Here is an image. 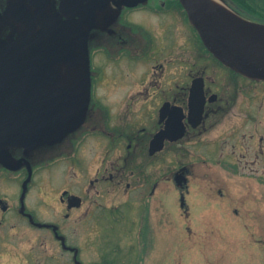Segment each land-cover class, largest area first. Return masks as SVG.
I'll list each match as a JSON object with an SVG mask.
<instances>
[{
  "label": "rangeland",
  "instance_id": "rangeland-1",
  "mask_svg": "<svg viewBox=\"0 0 264 264\" xmlns=\"http://www.w3.org/2000/svg\"><path fill=\"white\" fill-rule=\"evenodd\" d=\"M101 63L105 71L98 83L96 95L109 103L115 114L129 106L130 111L124 113V121L128 126L149 127L157 124L156 110L158 112L159 106L167 98L173 100L176 97L182 101L187 89L179 92L175 85L188 83L190 76L204 74L206 88L220 95L221 102L211 105L210 116L201 134L191 132L173 145L168 143L165 149L154 157L144 152L129 154L130 162L154 163L160 178L168 168L176 170L180 165H190L192 170L194 169L189 179L190 192L186 197L191 211L192 230L183 228L178 218L180 215L177 213L181 208L174 185L162 182L157 193V199L161 202L158 201V217L160 212L166 211L170 221L167 225L158 226L157 244L153 247L152 258L163 264H175L177 260L184 263L186 259L192 261L209 255H223L222 258H244L249 264H263L264 242L261 232L257 231V220H254L253 237L242 229L235 232L229 231V228L219 231L220 224L231 226L234 221H245L229 212L230 209L218 207L217 204L223 199L216 188L212 190L210 186L211 180H219L220 185L224 184L230 194L233 178L246 179L251 165L255 170L262 168L264 161L258 153L264 147V82H253L243 76L232 79L228 69L222 68L209 58L198 60L193 52L181 57L156 51L139 64H112L104 60ZM160 63L163 66H160ZM231 96L235 101L231 106L228 105V112L213 111L214 108L227 106ZM107 148V140L89 138L82 148L84 166L75 168L73 162L66 159L44 167L35 174L27 193L28 209L35 210L40 222L53 224L57 221L58 227L66 239L68 238L67 242L80 247L79 258L83 264L101 256L97 242L91 241L97 237L100 226L96 223L91 225L88 210H97V203L118 204L128 200L133 205L131 210L136 212L146 188L142 186L129 192L126 183L130 177L119 185L114 180L103 177L94 184L90 181L96 175L102 176L103 173L112 172L100 170L104 167L103 163L109 164L108 167L111 168L110 164L121 163L124 156L128 155L125 145L116 150ZM41 150L42 152H37V160H40V155L42 160L49 152H54L53 149ZM222 163L235 166L222 170ZM206 173H210V176H205ZM66 188L81 190L86 199L84 207L69 216H66V204L60 201V195ZM237 189L238 194L244 190L241 186H237ZM21 190L22 181L19 176H14L12 184L0 180V195L9 197L14 205ZM97 191H100V194ZM205 221L208 224H204ZM116 237L117 242L125 249L134 241V233L127 232L124 226L123 233L119 236L117 231L107 228L98 237L99 244L103 246L101 250L105 251L106 246ZM208 244L222 250H215ZM128 257L130 260L133 258L129 255ZM0 264L77 263L73 259V253L62 247L51 228L33 227L22 217L9 214L6 227L0 228Z\"/></svg>",
  "mask_w": 264,
  "mask_h": 264
},
{
  "label": "flooded vegetation",
  "instance_id": "flooded-vegetation-1",
  "mask_svg": "<svg viewBox=\"0 0 264 264\" xmlns=\"http://www.w3.org/2000/svg\"><path fill=\"white\" fill-rule=\"evenodd\" d=\"M218 1L246 19L264 23V0ZM62 25H72L77 30L82 29L87 34L88 59L91 70L89 100L85 104L80 103L77 93L75 94V99L71 100L72 105L84 104L86 106L84 121L60 142L43 146L47 150L52 148L54 152L53 155L49 152L42 161L48 163V159L54 158L56 164L69 159L75 168L82 167L85 165L82 148L91 137L107 140V147L111 150H116L119 146L125 145V151L128 155L124 156V161L110 164L111 168L108 167L109 164L103 163L102 166L104 167L100 170L112 172L110 174L103 173L102 176L96 175L90 181L94 184L95 181L100 180V177H103L114 180L119 185L127 177H130V180L133 178L132 181L129 180L126 183L129 192H133L142 186H146V188L140 198L139 210L136 212L131 210L133 205L128 200L118 204L101 202L97 203L99 206L97 210H88L87 214L90 215L91 225L96 223L100 226L97 237L94 239L91 236L90 238H92L91 241L97 242L101 252V256L97 260L88 264H163L161 261L152 258V250L157 244L158 226L167 225L170 217L166 211L160 212V217H158L159 199H157V193L162 182L167 185L168 183L174 185V189L178 192L181 208L177 213L180 215L178 218L181 220L182 227L191 231V211L186 197L190 192L189 179L192 177L194 169L192 170L191 166L187 165L185 170L188 176L187 183L184 187H180L175 181V176L178 169L183 165H180L176 170L166 169L160 178L154 163L130 162L129 154L144 152L148 153L150 157L156 156L158 153L153 155L150 153L151 140L166 127L167 123L173 126L174 119L179 117H182V122L185 125L184 137L191 132L201 134L210 116L211 105L221 102L220 95L206 88L204 74L199 73L193 77L190 76L188 83L175 85L179 92L187 89V92L184 93V99L179 101L176 97L173 100L167 98L159 106L158 112L156 110L157 124L155 123V128L153 125L149 127L146 125L128 126L124 121V113L127 114L130 111L129 106L122 112L115 114L112 106L96 95L98 83L102 80L105 71L101 61L104 60L106 63L112 64L120 62L139 64L149 58L152 53L159 51L162 54L171 53L181 57H186L188 52H193L197 55L198 60L209 58L219 66L221 64L209 52L207 53L206 47L198 31L191 23L189 14L181 0H0V40L18 39L19 34L29 27L33 28V32H36L44 28L58 29ZM183 38L185 41L182 40ZM160 66L163 64L160 63ZM58 69L61 72L62 85L69 89L73 88L79 81L80 75L84 76L85 73L84 65L73 66L69 63H62ZM224 69L227 70V68ZM228 70L232 79L238 78V75L232 73L230 69ZM202 79L206 98L204 112L200 122L194 125L195 118L191 117V111H195L198 107L195 110L192 109L190 98L192 89L195 86L196 89H199L198 84L194 86V81L202 82ZM233 83L235 86V82ZM214 95L216 99L211 100ZM234 101L235 98L231 96L227 101V106L214 108L213 111L228 112V105L231 106ZM164 105H167V108L165 110L166 117L163 119L161 118V109ZM152 120H155L154 115ZM262 141L264 142L263 138ZM168 143L173 145L175 142L166 141L165 147ZM15 154H17L18 159L26 157L20 150L16 151ZM258 155L264 161V147L260 149ZM39 157L41 159V155ZM24 166L19 171H13L0 161V180L12 184L14 176H19L23 185L28 175L27 165ZM234 166L233 164H220L222 170L232 169ZM209 174L206 173L205 176H210ZM231 181L233 189L230 188V194H228V189L225 188L224 184L220 185L219 180H211L210 189L216 188L220 198L223 199L217 204L218 207L230 209L229 212L245 223L234 221L231 226H226V223L220 224L219 231L229 228V231L235 232L237 229H242L249 233L247 235L253 237L255 235L253 225L256 219L257 231L261 232V238L264 242V162L262 168H257V170L251 165L246 179L233 178ZM239 182L242 183L239 184ZM237 186L244 189L241 191L242 194H238ZM97 193L100 194V191ZM183 195L186 199L185 206L181 204ZM27 196L23 197L20 194L16 205H14L9 197L0 195V228L6 227V219L9 214H15L18 218L22 217L33 227L51 228L62 247L73 253L75 263L83 264L79 258L80 247L67 242L68 238L66 239L65 234L58 227L57 221L53 224L52 222H40L35 210L28 209ZM60 201L66 204V216H69V214L82 209L86 199L81 190L66 188L60 195ZM203 223L208 224L206 221ZM123 226L127 232L134 233V241L125 249L120 242H117L116 237L112 243L106 246L108 250L106 248L105 251L101 250L103 246L98 242L100 233L110 228L114 232L117 231V236H119L123 233ZM262 244L264 245V243ZM208 246H212L218 251L222 250L213 244H208ZM123 253L126 255L124 256ZM128 255L133 256V258L130 260ZM221 256L223 255L217 257L209 255L192 261L186 259L184 263L182 260H177L175 264H249V261L244 258H222Z\"/></svg>",
  "mask_w": 264,
  "mask_h": 264
},
{
  "label": "water",
  "instance_id": "water-1",
  "mask_svg": "<svg viewBox=\"0 0 264 264\" xmlns=\"http://www.w3.org/2000/svg\"><path fill=\"white\" fill-rule=\"evenodd\" d=\"M182 3L205 45L220 61L248 78L264 80V23L245 19L213 0ZM17 38L0 40V161L10 169L26 164L31 177V162L26 157L15 159L9 149L21 147L28 155L37 148L60 142L84 121L90 88L88 37L82 29L62 25L36 32L29 27ZM62 63L85 66L84 76L80 75L71 89L62 85L58 69ZM194 86L191 107L198 109L191 111V117L197 125L205 105L203 79L194 81ZM76 93L83 105H72ZM166 108L164 105L161 109L163 119ZM172 124L151 140V154L161 150L166 139L176 141L185 134L182 117ZM185 169L175 176L180 187L187 183ZM181 203L185 205L184 195Z\"/></svg>",
  "mask_w": 264,
  "mask_h": 264
},
{
  "label": "bare ground",
  "instance_id": "bare-ground-1",
  "mask_svg": "<svg viewBox=\"0 0 264 264\" xmlns=\"http://www.w3.org/2000/svg\"><path fill=\"white\" fill-rule=\"evenodd\" d=\"M216 5H221V3L218 0H213Z\"/></svg>",
  "mask_w": 264,
  "mask_h": 264
},
{
  "label": "trees",
  "instance_id": "trees-1",
  "mask_svg": "<svg viewBox=\"0 0 264 264\" xmlns=\"http://www.w3.org/2000/svg\"><path fill=\"white\" fill-rule=\"evenodd\" d=\"M207 53H208V50L206 49ZM212 56V55H211ZM232 73H235L234 71H232ZM236 74V73H235Z\"/></svg>",
  "mask_w": 264,
  "mask_h": 264
}]
</instances>
